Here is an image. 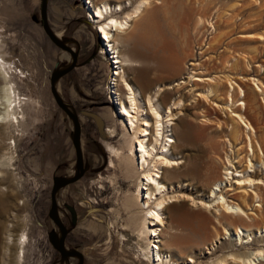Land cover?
Returning a JSON list of instances; mask_svg holds the SVG:
<instances>
[{"label": "rangeland", "instance_id": "374dc122", "mask_svg": "<svg viewBox=\"0 0 264 264\" xmlns=\"http://www.w3.org/2000/svg\"><path fill=\"white\" fill-rule=\"evenodd\" d=\"M108 1L113 4V10L123 16L141 0ZM119 1L122 6L117 4ZM146 1L145 10L142 9L129 33L122 37L128 45L120 48L121 53L127 51L138 60L137 66L130 69L131 84L157 95L161 82L175 85L186 80L172 94L162 98L163 106L173 105V101L182 98V103L173 109L177 115L174 121L179 131L186 132L187 138L179 140L174 152L177 159L183 158L187 163L185 168L180 165L181 171L174 178L164 179L165 183L174 186L169 195L184 193L185 197L170 202V209L164 211L165 230L160 235L159 246L182 264H211L225 258V264H240L239 259H231L229 254L234 252L235 256L244 258L250 252L264 248V235L258 231L264 229V183L257 184L258 187L256 183L242 184L241 190H246L245 195H248L245 205L241 203L242 197L236 196L237 192L227 190L229 200L249 212V218H236L234 214L219 216L215 212L216 205L208 209L194 201L205 200L202 194H209L212 182L222 177L227 152L233 158L237 172L241 170L239 178L248 174L264 179V166L254 158V171L244 172V168L250 169L247 154L251 151L242 141L231 147L225 140L230 129L222 123L231 121L230 109L233 107H225L220 100L212 96L207 98L203 93L210 82L207 76L222 77L221 82L229 85L226 76L233 75L234 71L225 66L227 60L232 62L231 57L237 54L254 55L252 49L261 45L259 34L264 33V0ZM47 3L51 30L78 52L77 66L62 76L56 86L63 101L79 116L81 146L87 163L80 179L61 187L56 193L59 217L68 230L65 247L80 250L84 255L83 264H157L143 256V248H147L149 239V235L141 231L146 212L134 199L139 191L142 170L136 157L133 163L131 161L134 135L121 121V105L119 103L114 110L106 96L107 67L97 52L94 32L100 28L93 17L96 6L92 3L94 9H85L81 0H47ZM40 6L41 0H0V45L5 58L16 66L15 88L20 95L30 99L27 105H22L25 121L18 128L16 124V127L10 125L0 137V264H3L1 243L9 223H14V238L24 228L29 236L22 264L78 263L76 256L62 259L49 240L51 233H60L48 216L53 177L71 176L76 166L72 120L56 104L50 91L52 72L67 65L71 55L57 47L44 32ZM172 27H182L183 36L171 33ZM215 37H218L217 45L208 47ZM194 60L196 64L191 65ZM257 62L264 64V48L254 63ZM261 71V75L251 73L246 79L255 91L253 78L264 82V68ZM197 75L206 80L196 84L192 78ZM189 77L192 78L187 83ZM233 85L236 87L234 82ZM257 95L262 108L252 107L246 115L254 127L253 133L255 130L256 135L264 137V98L261 91ZM109 130L115 135L108 136ZM256 138L259 140L260 137ZM13 139L14 146L10 148L13 158L8 162L2 156L9 151L7 140ZM107 143L121 149V156L112 155ZM2 159L6 164L2 165ZM132 164L135 170L138 168L135 175L131 172ZM237 176L224 179L222 186L233 188ZM254 191L260 198L253 197ZM237 224L255 234L251 243L237 244L235 239L226 238L225 229L232 231ZM14 249L16 252V246ZM13 253L5 259L8 260L6 264H17L16 253ZM189 256L195 258V262H189ZM260 261L257 264H264Z\"/></svg>", "mask_w": 264, "mask_h": 264}, {"label": "bare ground", "instance_id": "6f19581e", "mask_svg": "<svg viewBox=\"0 0 264 264\" xmlns=\"http://www.w3.org/2000/svg\"><path fill=\"white\" fill-rule=\"evenodd\" d=\"M88 2L90 4L87 6L88 10L90 8L94 9L92 3L94 4V6H96V14H93V17H95V19L99 22L98 26H100V28H96L98 34L102 33L107 38L111 37L117 43V45H119V47L121 46V49H124L126 45H128L126 41L122 40V37L126 36L129 33V28H131L133 21L137 18L139 14L143 12L142 9L145 10L144 6L148 5V3L146 5V0H141L139 3L136 4L133 9L125 12L123 16H120L119 12L116 9L113 10V4L110 3L108 0H88ZM117 4H119V6H122L121 1H119ZM92 21L93 23H97L95 20ZM172 29L173 30L171 31V33L177 32L181 35V37L183 36L182 27H172ZM172 35L175 36V34ZM100 38L102 39L101 35ZM217 39L218 37L212 39V42H210L211 45H209L208 47L214 48L217 45ZM185 40L186 39L183 37L182 42H184ZM259 42H262L261 45H258L257 47H254L252 49V52H255L254 55L249 53L239 56L237 54L238 56L234 55V58L231 57L232 62H230V59L227 60L225 66L229 67L230 71H234L233 75L231 74L226 76V80L229 81V85H225L223 84L224 82H221V80L223 79L220 80V78L222 77L207 76L206 78L210 82L208 83V88H205L206 90L204 92L206 93H203L207 98L209 96H212L213 98L220 100L222 102V105H224L225 107H233V109H230L231 121L225 120L222 122L227 128L230 129V133L226 134L225 140L227 143L230 144L231 147H233V143L239 141L244 142L249 147L251 154L247 155L250 156V169L244 168L245 173L254 171V168L256 166V163L253 161L254 158H258L259 163H262L264 166V155H262L264 154V137L256 135L255 130V134L253 133L254 127L252 128V123L250 124L248 122V118L246 115V111L249 109L251 110L252 107L258 106L259 108H262L261 104L258 103L259 101H257V92L261 91V94L264 98V82L261 79L255 77L253 78L254 82H256L257 92L255 91V89L251 88V86L249 87V83H247L248 80L246 81V79H248L247 77L251 73L261 75V70L264 68L263 63H254L255 60L258 58L259 53L262 52L264 48V33L259 34ZM1 47L2 45H0V80L2 81V83L0 81V137L2 133H4L9 128L10 125L16 127V124L17 128L18 125L21 126V123L25 121V110H22V105H24L26 102H29L30 100L27 99L25 96L23 97L22 95H20L18 90L15 88L16 83L13 80V75L18 74L17 69L15 68L16 66L12 65V62L5 58V52L3 53ZM249 50L251 49L249 48ZM126 52L127 51L121 53L123 70L117 78V90L120 95L119 103L121 105V121L128 126L129 130L132 131V134L134 135V148H131L134 154L131 153V161L133 163L136 157L137 165L142 170L140 171L142 175L139 177V191L135 193L134 199L136 201V205L140 206L141 210H144L146 212L145 218L147 219V222L144 221L146 219L143 218L144 220L142 223L141 231L146 232V234L149 235V239L147 248H143V256L151 262H157V264H182L181 260H178L177 258L173 259L174 257L172 258L170 253L165 252L161 245H157V242H159L160 244V235L163 232V229L165 228V221L163 216L164 211L169 208L170 202L175 201V199L178 200V197H180V199L185 197L184 193H171L172 195H169L168 193L171 189L174 188V186L173 184L171 185L167 184V182L165 183L164 179L168 178L170 180L171 177L174 178V175L181 169L180 165L183 164L185 168V163H187L185 162V160H183V158L177 159L178 157L176 158V153L174 152L176 151L175 149L178 148L177 145L179 140H181L182 137H184V140H186L187 138L186 132H184V130L179 131V128H177V123L176 121H174L175 119H177V115L173 112V109L176 108L178 104L182 103V98H179L177 102L173 101V105L164 106L162 105L164 104L162 103V98L164 99L166 97V94H172L174 90H176L177 87L182 86L186 82V80L182 79V81H179L175 85L166 84L163 82H161L159 85L158 83L155 84L156 86L158 85L157 95H152L146 90L141 91V89H139L141 87L137 88L132 85L133 83L131 84V76H129L130 69L134 68V66H137L138 60H135V58L133 59V56H131L130 53L129 55ZM192 57H194V54L192 55ZM179 60L177 59V61ZM197 63H199V61ZM227 63H229V65ZM190 64L195 65V60L191 61ZM191 78L192 77H189L187 83L190 81ZM202 80L206 79H204L201 75H197L192 78V81L197 82L196 84H199L198 81ZM232 80L235 83L236 87L233 85ZM198 94L202 95L200 94V92ZM31 101H33V99ZM216 105L218 104L216 103ZM107 132L108 136L115 135L110 130ZM256 137H260L259 140H255ZM13 142L14 139L13 141L7 140L6 143L9 145L7 147L9 148V151L6 150L4 152L5 157L4 155L2 156L3 159H6L8 162L11 161V158H13V155H10V148L14 146ZM109 143H107L109 152L114 156H121V149H118ZM242 149H244V147H242ZM231 151H233V148L231 149ZM3 159L1 162L3 163L2 165H4V163L6 162V160ZM226 159L227 161H225L224 163L225 170L223 171L222 177L215 179L212 182L209 194H202L204 195L205 200L200 199L198 201L195 200L194 202L199 203L201 204V206L206 207L208 209L216 205L215 212L219 214V216L224 214H230L231 216L234 214L236 218H243V216L249 218L250 216L247 215L249 212L247 213L246 210H244L239 204H237L236 202L233 203L231 202V200H229L230 194L227 192V190H234L235 192H237L236 196H239V198L242 197L241 203L245 205L247 204L246 201L248 200V195H245V193H247L246 190L245 192H243L244 190H241L242 184L256 183V185H260V183H264V179H261L259 177L255 178L254 176V178H252L248 176V174L247 177L243 176L242 178H239V175H241V170L240 172H237L238 169L234 168L236 167L235 162L233 161V158H231V155L228 152L226 153ZM110 161L112 166L113 160L111 159ZM232 168L234 170H232ZM137 170H135L134 164H132L131 172L133 175L137 173ZM233 172L235 173L233 174ZM244 172L242 173V175L244 174ZM200 173L201 172H199V175ZM235 176H237V178H235V186L233 188L228 187L227 189H225L222 186V181L224 179H230V177L232 178ZM187 185L190 184L187 183ZM240 191H242V193H240ZM253 195V197L260 198V195L256 191L253 192ZM13 226L14 223H9L5 226V235L3 236V240L1 243V262H3V264H6L8 260L5 261V259L9 257L10 254L12 255L13 252L16 253L17 264H22L21 259L24 256V248L27 243V237L29 236L26 235V229L24 228L20 231V233L16 235L17 237L14 238L15 233L12 229ZM149 229H151V232H149ZM258 231L261 236L264 235L263 227L258 229ZM224 233L225 235H227L226 238L230 237L235 239L237 244H245L249 241L251 243V240L255 239V237L253 238V236L255 235L253 234V232L249 231L248 228L245 229L241 227V225L239 226L238 224L232 231L231 229L229 230L226 228ZM171 236L172 235H170V237ZM152 244H155L158 249H154ZM14 246H16V252L13 251L15 250ZM233 253L234 252L229 254V257L231 259H239L243 264H257L260 260L264 261V248L258 249L254 252H250V254L248 256H245L244 258H239L240 256L238 257L237 255L236 257ZM187 260L189 262H195V258L191 256H189ZM225 260L227 259H221L219 262L211 264H225ZM10 262L13 261H9L8 263Z\"/></svg>", "mask_w": 264, "mask_h": 264}, {"label": "water", "instance_id": "95a60500", "mask_svg": "<svg viewBox=\"0 0 264 264\" xmlns=\"http://www.w3.org/2000/svg\"><path fill=\"white\" fill-rule=\"evenodd\" d=\"M47 9L48 3L47 0H41L40 6V22L41 26L48 36V38L60 49L68 52L71 55V59L67 65L62 68L55 69L50 76V91L53 95V98L56 104L65 112V114L72 120L73 131H72V141L75 152V173L71 176H54L53 184L50 192V208L48 211V216L52 219V221L58 227L60 233H51L49 235V240L51 244L58 250L62 259L68 258V256H76L78 258L77 264L84 263V255L83 253L75 248H66L65 247V238L67 235V227L63 223L62 219L59 217L58 213V203L56 193L57 191L63 187L67 186L76 180L80 179L86 170L87 163L83 156L82 146H81V122L78 114L72 109V107L65 103L59 92L57 90V81L70 71H72L75 66H77L78 61V52L73 49L71 46L67 45L63 41H61L51 30L48 20H47ZM97 39L100 41V37L97 32ZM77 170V171H76ZM74 215V214H73Z\"/></svg>", "mask_w": 264, "mask_h": 264}, {"label": "built area", "instance_id": "2783aa9c", "mask_svg": "<svg viewBox=\"0 0 264 264\" xmlns=\"http://www.w3.org/2000/svg\"><path fill=\"white\" fill-rule=\"evenodd\" d=\"M84 8L87 9L89 2L88 0H81ZM85 1V2H84ZM96 31V30H95ZM97 33V31H96ZM102 36L100 41L97 39L98 54L105 61L107 67V80H106V96L109 103L115 109L118 108L119 104V92L117 90V78L123 70V63L121 61V50L119 45L111 38L105 37L102 33L98 34ZM157 242V241H156ZM159 245V243H157ZM154 249H158L155 244H152Z\"/></svg>", "mask_w": 264, "mask_h": 264}, {"label": "crops", "instance_id": "0c3cea01", "mask_svg": "<svg viewBox=\"0 0 264 264\" xmlns=\"http://www.w3.org/2000/svg\"><path fill=\"white\" fill-rule=\"evenodd\" d=\"M94 32H95V36H96V41H97V38H98V37H97V33H96L95 29H94Z\"/></svg>", "mask_w": 264, "mask_h": 264}]
</instances>
